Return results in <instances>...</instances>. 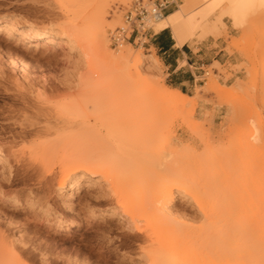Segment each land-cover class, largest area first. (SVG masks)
<instances>
[{
    "label": "rangeland",
    "instance_id": "rangeland-1",
    "mask_svg": "<svg viewBox=\"0 0 264 264\" xmlns=\"http://www.w3.org/2000/svg\"><path fill=\"white\" fill-rule=\"evenodd\" d=\"M183 1L168 0L164 14ZM132 2L0 0V18H24L46 33H54L55 27L62 23L84 25L87 37L82 50L50 51L46 56H42L43 48L0 46V140L6 141L7 149L12 144L14 151L9 156L13 164L10 175L0 169V188L17 199L16 202L0 199V249H5L0 255V264H148L141 249L145 244L143 236L128 228L124 218L102 213L95 219L91 217V208L100 212L115 200L97 198L100 188L92 191L85 183L80 191L71 190L70 186L60 189L62 151L51 150L46 154V161L41 163L40 150L33 143L36 136L14 138L8 131L18 130L19 126L6 119L10 109L18 105L14 96L18 85L23 83L25 86L21 89L31 103L51 110H55V104L43 102L51 96L50 92L41 93L44 83H54L61 89L52 97L54 102L70 95L68 86L95 81L114 85L131 83L127 77L128 67L110 61V54L121 50L129 51L130 70L133 73L141 71L148 82L168 86L181 84V73L172 76L169 67L154 63L155 58L161 56L149 45L157 19L122 44L115 46L112 42L111 32L126 26L124 13ZM226 5V0H201L192 5L191 9L197 12L209 11L204 18L206 21L214 22L221 16V20L214 23L213 31L197 28L188 43L195 51L198 45L208 44L206 62L216 55L222 64L215 61L203 66L195 87L181 84V90L193 96V100H189L175 117L167 119V123L174 121V126L165 128L152 143V148L175 149L178 160L186 165L192 181L190 185L197 183L206 190L214 203L208 208L213 214L222 215L220 223L236 226L237 217L241 215V247L248 252L241 256V261L243 264H264V206L260 200L264 191L260 185V173L264 172V9L250 13L241 25H237L229 14L223 13ZM99 20L104 23L105 47L97 46L90 38ZM61 36V39L66 38ZM10 51L21 57L15 66L11 64ZM137 58H141V64L135 66ZM28 82L33 85L32 92ZM106 94L101 93L103 102L97 113L111 118L117 110ZM88 96H85L84 113L94 116ZM144 129V125L137 126V134L142 136ZM239 134L241 139L229 152L230 141ZM240 150L241 160H233ZM28 162H32L34 168H27ZM26 170L30 175L25 174ZM100 184L107 187L106 180ZM181 186H188L187 181ZM121 192H125L126 199L139 197L128 187ZM170 210L179 225L193 228L203 224V214L186 198L182 188ZM56 218L72 221L74 225L70 229L57 228L53 222Z\"/></svg>",
    "mask_w": 264,
    "mask_h": 264
},
{
    "label": "bare ground",
    "instance_id": "bare-ground-1",
    "mask_svg": "<svg viewBox=\"0 0 264 264\" xmlns=\"http://www.w3.org/2000/svg\"><path fill=\"white\" fill-rule=\"evenodd\" d=\"M200 1L184 0L176 9L156 20L155 31L169 27L178 45L193 39L197 28L201 27L204 32L213 31L214 23L220 21L221 16L214 22L206 21L204 18L209 11L191 9ZM221 1L224 0H218ZM226 1L223 13L229 14L237 25H241L250 13L264 9V0ZM94 27L90 38L97 46L105 47L103 21H97ZM55 28L57 31L54 33H46L24 18H0V46L10 44L14 47L43 48L42 56L50 51L67 53V50H82L85 47L87 37L84 25L62 23ZM61 35L66 38L61 39ZM9 53L13 57L11 64L15 66L21 57L14 51ZM110 61L128 67L127 77L131 83L114 85L107 81H95L68 86L70 95L55 102L52 97L61 89L54 83H44L41 93L50 92L51 96L43 102H53L55 110L35 106L21 89L25 83L18 85L14 96L18 105L10 109L6 119L18 125L19 129L8 132L14 138L36 136L33 143L40 150L41 163L46 161V154L51 150L62 151L60 189L70 186L69 189L80 191L85 183L92 191L100 188V192H96L97 198L114 199V204H106L100 212L91 208V217L95 219L102 213L124 218L128 228L143 236L145 244L141 249L148 264H243L241 256L248 252L241 247V215L237 217L236 226L220 223L223 217L211 211L214 203H211L206 190L197 183L190 185L192 181L186 172V165L178 160L175 149L152 148V143L164 129L174 126L175 122L167 123V119L175 117L189 100H193V96L179 87L148 82L139 70L133 73L128 64L129 51L110 54ZM154 63L162 61L156 57ZM140 64L141 58H137L134 65ZM28 85L32 92L33 85L29 82ZM102 92L107 93V100L115 104L117 114L111 118L97 113L102 107ZM85 96L89 97L95 110L94 116L84 113ZM146 113L156 115L146 116ZM140 124L145 126L142 136L136 131ZM42 136L46 138L40 139ZM239 139L241 134L230 141L229 152L233 151ZM13 153L12 144L7 149L6 141L0 140V169L4 174L10 175L12 171L9 156ZM232 159L241 160V150ZM26 164L27 168H34L32 162ZM25 174L30 175V171L26 170ZM103 180L107 181L106 188L101 187ZM184 181L188 186H181ZM260 185L264 190V172L260 173ZM124 187L138 193L139 197L126 199L125 192H121ZM181 188L186 198L203 214V224L190 228L186 224H177L171 216L170 206L176 201ZM6 198L17 201L0 188V199ZM260 200L264 206V191ZM53 222L60 229H70L74 225L72 221L59 218ZM3 253L5 249H0V255Z\"/></svg>",
    "mask_w": 264,
    "mask_h": 264
},
{
    "label": "crops",
    "instance_id": "crops-1",
    "mask_svg": "<svg viewBox=\"0 0 264 264\" xmlns=\"http://www.w3.org/2000/svg\"><path fill=\"white\" fill-rule=\"evenodd\" d=\"M151 36L150 47L154 48L157 53H160L161 56L159 58L165 67L170 68L171 75L182 74L183 79L180 81L181 84L195 87L198 78L202 76L203 66L212 64L215 61L222 64L220 58L216 57V55L212 60L206 62V56L209 52L205 51V48H209L208 44L198 45L197 51L194 50L188 41L182 45H178L169 27L157 32L154 31ZM181 84H175V87L183 89Z\"/></svg>",
    "mask_w": 264,
    "mask_h": 264
},
{
    "label": "built area",
    "instance_id": "built-area-1",
    "mask_svg": "<svg viewBox=\"0 0 264 264\" xmlns=\"http://www.w3.org/2000/svg\"><path fill=\"white\" fill-rule=\"evenodd\" d=\"M168 6V0H133L132 5L124 13L126 26H119L111 32L110 38L115 46L140 29L153 19L164 15Z\"/></svg>",
    "mask_w": 264,
    "mask_h": 264
}]
</instances>
